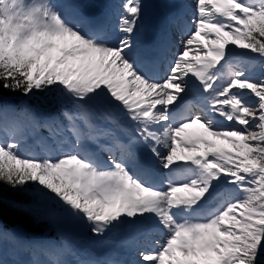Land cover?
<instances>
[{
  "label": "snow or ice",
  "instance_id": "obj_1",
  "mask_svg": "<svg viewBox=\"0 0 264 264\" xmlns=\"http://www.w3.org/2000/svg\"><path fill=\"white\" fill-rule=\"evenodd\" d=\"M92 6L0 0V100L3 91L59 90L58 100L77 110L62 111L66 125L46 119L39 154L21 151L20 121L0 122V238L24 237L4 228V190L34 186L93 236L143 230L142 244L130 241L138 260L66 261L56 250L48 264H264V76L231 63L236 50L264 58V0H193L190 17L169 16L181 40L161 79L152 73L165 45L134 39L143 0H123L114 26L111 13L91 16ZM117 111L134 125L126 140L92 122L123 132ZM192 126L202 133L190 134ZM135 146L147 149L162 178Z\"/></svg>",
  "mask_w": 264,
  "mask_h": 264
},
{
  "label": "rangeland",
  "instance_id": "obj_2",
  "mask_svg": "<svg viewBox=\"0 0 264 264\" xmlns=\"http://www.w3.org/2000/svg\"><path fill=\"white\" fill-rule=\"evenodd\" d=\"M59 1L60 2L58 3L57 6H64V5H67V4L72 2V0H59ZM79 1L80 0H78V2ZM86 1L89 2V0H86ZM143 1H144L143 2L144 3V18H143V20L145 23L144 33L146 31L148 36L151 37L159 29V27H160V25L164 19V15H165L166 7L168 5V1H170V0H143ZM90 2L93 4V6L89 8V10H88L89 13L91 14V11H92V16L98 17L99 15H101V13H103V11L105 10L106 7L116 5L120 8V5L122 4L123 0H108V1L107 0L106 1L105 0H90ZM111 3H112V5H111ZM159 7H160V10H159ZM65 10L70 12V17H72L74 15L73 9L65 8ZM236 52H237V54L233 58L241 59L247 63L249 62L250 64L253 63V65L254 64L256 65L255 72L254 71L250 72L248 70L250 73H246L247 75L251 76L253 79H258V78L264 76V72H263L264 58L256 56L255 54L244 55V54L239 53V50H236ZM253 58L255 59V61ZM248 59H249V61H248ZM251 59L253 62L251 61ZM44 93L49 94L48 107L57 105V107H59L60 110L58 112H55L56 108L53 109L52 112H55V116L49 115V117L47 116V117L42 118V119H40L39 116H37L35 118V123L41 125L40 127H35L33 125L32 121H30L28 119V117H30V116H26V117L22 118L23 122H21V123L24 125V127H23V131L21 133V136L23 137L22 144H21V151L24 152L25 154H28V153L39 154V149L36 145V142L38 140H40L41 138H47L49 136L48 130L46 128L42 127V125L45 123L46 119L55 117V118H58L62 123H64L66 125L67 121L62 120L64 118L62 115V111L67 110L71 113H75L77 111L73 107V105L70 101L66 100L63 103H61L58 100L57 97L60 94L59 90L45 91ZM53 93H55L54 94L55 96L52 95ZM41 104L46 106V104L44 103V100L41 101ZM3 107L5 108L4 104L0 102V117L3 116V120H4L5 119V117H4L5 113L3 111L4 110ZM6 114H9V113L6 112ZM116 114L120 116L121 121L123 123V126H124L123 132H121L118 129L112 128V126L110 124H107V123H105L103 125H99V122L95 120L94 116L92 117V122L94 124H97L98 126L111 128L117 136L125 137L127 135V133H129V132L134 133L133 123L131 121L127 120V118L124 117L120 112L117 111ZM77 124L80 126V128L82 130H83V128L85 130H87L86 127L84 126L83 122L77 121ZM195 132L197 133L195 135L200 134L196 130H195ZM217 143L220 145H223L224 147H230V145H227L223 141H217ZM46 203L47 202H45L43 204L45 205ZM57 221L59 224L56 226L57 228L53 232V234H55L54 235L55 237L58 236L60 239L58 237H57V240L49 238L47 236L48 232H46L43 236H34V234H26L25 232H23L18 227H11L12 229H9V237L11 236L13 229H16L18 231L23 232L24 237L22 240H19V241H13L11 238H0V249L2 246L1 244H4V247L6 249H10L9 252L11 251L10 255L13 257V259L19 260L20 256L22 254H24V251H27V249H28L27 247H32V249L35 250V252H37L39 250V244H41L43 246V249L45 250V252L47 254H49V253L55 252L58 249L63 251L65 249V247L63 245L67 244L69 246L70 250L75 251L76 254L88 256L90 258H97V257L100 258L101 256H104L106 254V252L109 250H112L114 253H116L114 255H119V253H121V250L124 249L125 247H130L132 244V243H130V241H133L135 239L134 233H132L126 229L115 230V231L107 233L105 236H103V237H110L112 239L113 236L119 235V232H120V233H122V236H121L122 239L119 243H116L117 238L119 236L112 241L104 240L103 237L93 236L91 234V232L89 231L88 225L82 219L78 220V219L71 217L69 214H67L65 209H64V206H63V210L59 213V220H57ZM39 237H41V238H39ZM36 239L40 240L39 244H38ZM11 242L13 244H11ZM44 242H45V244H44ZM96 247H98V248H96ZM33 250H32V252H34ZM66 250L67 249H65V251Z\"/></svg>",
  "mask_w": 264,
  "mask_h": 264
},
{
  "label": "trees",
  "instance_id": "obj_3",
  "mask_svg": "<svg viewBox=\"0 0 264 264\" xmlns=\"http://www.w3.org/2000/svg\"><path fill=\"white\" fill-rule=\"evenodd\" d=\"M3 97L5 99L1 101H6L12 110L34 118L51 113L57 108V105L48 107L49 94L44 92H33L25 96L20 92L3 91ZM42 100L46 106L41 104ZM33 189L34 186L26 193L4 190L3 222L7 227H18L27 234L53 233L59 224L57 220L63 207L58 202L44 199L39 190ZM45 202L47 203L44 205ZM21 206H24V210Z\"/></svg>",
  "mask_w": 264,
  "mask_h": 264
},
{
  "label": "bare ground",
  "instance_id": "obj_4",
  "mask_svg": "<svg viewBox=\"0 0 264 264\" xmlns=\"http://www.w3.org/2000/svg\"><path fill=\"white\" fill-rule=\"evenodd\" d=\"M106 1V0H105ZM108 1V0H107ZM80 3H84V0H80L79 1ZM144 2V1H143ZM169 2V1H168ZM110 3V2H109ZM118 3V2H117ZM111 5H112V3H111ZM181 7V6H180ZM182 8V7H181ZM184 9V8H183ZM190 9H191V14L193 13V11H194V8H193V5H191L190 6ZM159 10H160V7H159ZM170 10V7L167 5V7H166V11H165V13H167L168 11ZM160 12V11H159ZM102 14V13H101ZM162 15V14H161ZM166 16L168 15V14H165ZM149 17V16H148ZM118 19V18H117ZM142 38H144L145 39V35H144V21H142V24H141V29H140V31L136 34V36L134 37V39L136 40V43L137 42H139V41H141L142 40ZM148 39V38H147ZM144 42L145 41H141V44H142V46H143V44H144ZM153 43H156V39L154 38V40H153ZM254 59V58H253ZM248 61H249V59H248ZM251 61H252V59H251ZM254 61H255V59H254ZM253 62V61H252ZM249 63V62H248ZM126 119V118H125ZM126 121V120H125ZM129 122V121H128ZM191 128H193V126L191 127ZM194 129L198 132V133H202V130L199 128V126H196V127H194ZM102 143H105V142H107V141H101ZM140 148L141 149H144L142 146H140ZM142 157H143V155H141ZM150 169H152V165L150 164ZM153 170V169H152ZM153 171H155V173L157 174V175H160L161 177H162V173H161V171H160V169H159V167L156 165L155 166V170H153ZM11 233V232H10ZM159 235L160 236H163V233H159ZM38 241H40L39 239H38ZM23 242V241H22ZM43 243V242H42ZM11 244H13L12 242H11ZM44 244H45V242H44ZM102 244V243H101ZM2 245V244H1ZM6 246V245H5ZM99 246V245H98ZM103 246V245H102ZM101 247V246H100ZM104 247V246H103ZM96 248H98V247H96ZM8 250V252L7 253H10L9 252V250L10 249H7ZM102 252V251H101ZM13 253V252H12ZM4 258H13V257H11L10 255H7L6 257H4ZM15 258V257H14ZM72 260V259H71Z\"/></svg>",
  "mask_w": 264,
  "mask_h": 264
}]
</instances>
